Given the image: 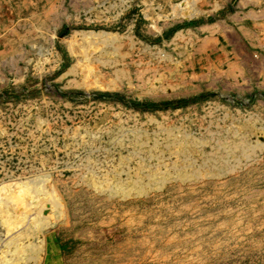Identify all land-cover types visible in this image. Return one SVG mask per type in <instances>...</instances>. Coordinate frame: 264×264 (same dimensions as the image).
I'll return each instance as SVG.
<instances>
[{
	"label": "rangeland",
	"instance_id": "374dc122",
	"mask_svg": "<svg viewBox=\"0 0 264 264\" xmlns=\"http://www.w3.org/2000/svg\"><path fill=\"white\" fill-rule=\"evenodd\" d=\"M0 264H264V0H0Z\"/></svg>",
	"mask_w": 264,
	"mask_h": 264
},
{
	"label": "bare ground",
	"instance_id": "6f19581e",
	"mask_svg": "<svg viewBox=\"0 0 264 264\" xmlns=\"http://www.w3.org/2000/svg\"><path fill=\"white\" fill-rule=\"evenodd\" d=\"M89 45V44H88ZM90 46V45H89ZM91 47V46H90ZM90 49V48H89ZM104 49V48H103ZM103 49L101 50V51H103ZM79 51H80V49H79ZM87 51V50H86ZM89 51V50H88ZM83 53H86L87 54V52H85V50H84V52ZM91 53V52H90ZM86 56V55H85ZM110 57V56H109ZM86 58H88L87 56H86ZM90 58V57H89ZM89 58L87 59L88 61H89ZM97 59V58H96ZM86 60V61H87ZM84 61H85V59H84ZM74 69H76V68H71L70 70H69V73H71V72H73V71H75L76 72V70H74ZM164 132H166V146H165V149L166 150H168V151H170L171 152V150L173 151L172 153H173V155L175 154V156L177 155V156H179V158H181L182 160H185V161H187V160H189V157H191V154L193 153V151L195 150V149H197L198 148V145L196 144V140H193V146L192 147H190L191 146V142L190 141H188L187 139H188V137L186 136V135H184V139H180L177 135H175L174 134V132H173V130H169V129H167V131H165V130H163ZM156 136H158V135H156ZM141 140H142V138H141ZM157 140V139H156ZM155 140V145H157L158 144V142ZM132 141H133V139H132ZM200 141V140H199ZM143 142V141H142ZM240 142V141H239ZM153 144V145H154ZM145 144H142L141 142H140V140L138 141V143H137V147L138 148H140L141 149V147H143ZM224 145H226V143L224 144ZM259 145V144H258ZM219 146V145H218ZM246 146H248L247 144L246 145H244L243 143H240V144H237V145H235V149H233V148H231V149H229L228 151H231L232 153H234V154H236L235 152H244V151H246L247 149H245V147ZM226 147H228V146H226ZM257 148V147H256ZM250 149V148H249ZM248 149V150H249ZM253 150H254V148H252ZM252 149H250V150H252ZM252 150V151H253ZM256 150V149H255ZM164 155V154H163ZM172 155V156H173ZM190 155V156H189ZM176 156V157H177ZM165 157V156H164ZM157 158V157H156ZM178 158V157H177ZM164 159V158H163ZM192 159V158H191ZM163 161V160H162ZM206 161H208V160H206ZM205 161V162H206ZM194 162V161H193ZM98 163V162H97ZM191 163V162H190ZM210 163V162H209ZM186 164V163H185ZM148 165H150V164H143L142 165V167H143V170L141 171V173L140 172H137V174L138 173H140V176L139 175H131L130 173H126L127 174V177H126V180H128L131 184H132V186L133 187H135V188H137L138 190V192H140V194H144L145 193V187H147V186H144V185H147V184H151V183H153L152 182V180H151V178L153 177V175H152V173H150V171L148 172L147 171V169H149L150 167H148ZM159 165H161V164H159ZM224 165V164H223ZM193 166V165H192ZM228 166V165H227ZM229 167H231V166H229ZM141 169V168H140ZM139 169V170H140ZM151 169V168H150ZM156 169V168H155ZM178 169V168H177ZM180 169V168H179ZM179 169H178V171H179ZM181 170V169H180ZM152 172V171H151ZM161 172V171H160ZM163 173V172H162ZM184 172H182V174H183ZM159 174V173H158ZM166 174V173H165ZM156 175V174H155ZM164 175V174H163ZM181 175V174H180ZM187 175V174H186ZM161 176V175H160ZM183 176V175H182ZM185 176V175H184ZM186 177V176H185ZM166 178V177H165ZM164 178V179H165ZM181 178V177H180ZM184 178V177H183ZM111 179V178H110ZM112 179H113V177H112ZM103 180V179H102ZM106 181V180H105ZM159 182H160V179L158 180ZM165 181V180H164ZM164 181H162V182H164ZM104 182V181H103ZM167 182V181H166ZM105 183V182H104ZM108 183V182H107ZM110 183V182H109ZM121 183V182H120ZM99 184V183H98ZM164 184V183H163ZM109 185V184H108ZM119 185H121V184H119ZM119 185L117 186V187H119ZM111 187H112V184H111ZM110 187V188H111ZM123 187V186H122ZM134 188V189H135ZM150 188V187H149ZM112 189V188H111ZM22 190H25V189H20V190H18V192H22ZM113 190V189H112ZM115 190V189H114ZM15 191V190H14ZM24 192V191H23ZM15 194H17V191H15L14 192V195ZM21 195H22V193H21ZM26 195H27V193H26ZM10 196V195H9ZM19 197H20V195H19ZM18 197V198H19ZM27 197V196H26ZM14 198V197H13ZM22 198V197H21ZM13 199H11V201H12ZM22 200V199H21ZM20 200V201H21ZM25 201H27V200H25ZM21 205V204H20ZM23 205V204H22ZM28 206V205H27ZM24 209V208H23ZM25 211V210H24ZM23 211V212H24ZM5 214V213H4ZM6 215V214H5ZM4 217V216H3ZM6 217V216H5ZM6 218H8V221H9V223L11 222V225H13V227L14 228H16L17 226L16 225H19L20 223H21V225H22V221L24 220L23 218L22 219H20L19 218V220H14V219H12L11 218V216H9V215H7V217ZM28 220V219H27ZM3 221H7V220H3ZM4 222V223H5ZM28 222H29V220H28ZM28 222H26V223H28ZM10 225V226H11ZM26 225H29V224H26ZM25 225V226H26ZM20 226V225H19ZM31 228V227H30ZM13 229V228H12ZM21 230V229H20ZM27 230H28V228H27ZM9 231V230H8ZM11 231V230H10ZM9 231V232H10ZM23 232V231H22ZM21 232V233H22ZM27 232V231H26ZM25 233V232H24ZM28 234V233H27ZM8 235V234H7ZM6 236V235H5ZM16 236V235H15ZM3 238V237H2ZM3 242V241H2Z\"/></svg>",
	"mask_w": 264,
	"mask_h": 264
}]
</instances>
